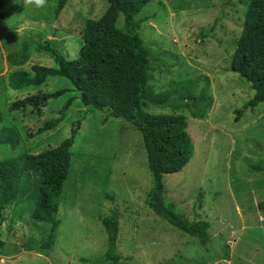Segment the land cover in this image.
Returning <instances> with one entry per match:
<instances>
[{"label":"rangeland","instance_id":"rangeland-1","mask_svg":"<svg viewBox=\"0 0 264 264\" xmlns=\"http://www.w3.org/2000/svg\"><path fill=\"white\" fill-rule=\"evenodd\" d=\"M247 2L230 0L223 6L222 0H151L136 17L142 19L139 33L150 59L148 89L169 93L165 105L145 101L142 109L152 114H183L194 145L189 162L163 176L164 196L189 220L208 224L206 247L146 205L151 174L142 137L130 123L83 106L78 91L63 76H48L41 84L31 80L36 66L56 65L40 42L50 40L67 58H76L85 20L98 18L108 2L68 0L57 14V0H47L41 8L25 0H4L0 9V132H13L16 148L0 144V160L56 146L82 112L84 119L72 146L53 250L39 254L22 247L33 240L45 241L50 228L32 216L41 175L30 170L20 182L15 201L3 210L0 230L8 255L0 256V264H83L81 257L105 252L106 233L100 218L113 211L119 218L120 264H158L175 255L187 261L177 264H264V210L257 206L264 201V170L253 169L264 165V101L238 115L254 89L229 68ZM216 18L215 29L206 32ZM122 24L120 15L116 25ZM14 72L25 76L15 77ZM188 80L193 81L194 94L202 92L209 81L213 101L203 117L199 115L207 99L180 97ZM59 89L63 93L38 111L7 109L10 102L28 94ZM70 98L65 118L37 133Z\"/></svg>","mask_w":264,"mask_h":264},{"label":"trees","instance_id":"trees-1","mask_svg":"<svg viewBox=\"0 0 264 264\" xmlns=\"http://www.w3.org/2000/svg\"><path fill=\"white\" fill-rule=\"evenodd\" d=\"M105 11L95 19L85 20L81 29V46L78 56L69 59L54 46L50 40L40 42V46L54 58L55 66L38 65L36 75L31 78L34 84H41L48 76H63L78 91L80 102L85 107L106 111L108 116L121 118L137 130L143 141L147 167L151 174V186L145 196L146 205L159 217L168 221L185 234L195 238L201 245L208 246V224L193 221L177 211L176 205L168 202L164 196L163 176L180 171L194 153L192 138L188 132L187 119L183 114L145 112L142 106L145 101L162 106L168 100V92L155 93L148 89L149 57L141 39L139 29L142 19L137 15L151 0H106ZM230 0H222L225 6ZM68 0H57L55 12L58 14ZM4 0H0V9ZM123 16V24L117 27L118 17ZM0 16H3L0 11ZM218 19L206 27V32L215 29ZM201 36L205 33L201 31ZM230 70L245 78L254 89L250 100L237 110L241 114L247 107H254L264 101V0H248L243 16L242 29L235 41L229 62ZM25 73L14 72L13 76ZM27 82V81H26ZM29 82V83H32ZM16 88L20 82L15 83ZM28 85V84H27ZM193 81L188 80L180 90L182 99L193 101L205 100L204 116L207 108L212 105V96L208 93L209 81H206L202 92L193 93ZM63 93V89L52 92L38 91L16 99L8 105V111L31 108L40 110L51 98ZM71 105V98L58 111V116L44 122L37 130L54 128L66 116ZM3 114L0 111V122ZM237 117V116H236ZM84 113L72 121L69 135L58 145L49 147L38 153H21L0 160V225L4 219L3 210L12 204L18 195L20 182L30 170H37L41 175V183L36 195L32 216L47 222L50 228L46 240L31 241L22 247L39 254H49L54 247L60 219L57 217L63 187L68 178L72 146L75 142ZM0 144H9L16 148L13 132L1 131ZM255 171H263L264 165L253 167ZM264 210V201L257 203ZM118 213L102 216L100 223L106 233V250L94 258L81 257L83 264H120L123 255L117 250L119 230ZM6 243L0 230V256L6 254ZM187 262L175 255L172 259L158 264H177ZM190 262V261H188Z\"/></svg>","mask_w":264,"mask_h":264},{"label":"clouds","instance_id":"clouds-1","mask_svg":"<svg viewBox=\"0 0 264 264\" xmlns=\"http://www.w3.org/2000/svg\"><path fill=\"white\" fill-rule=\"evenodd\" d=\"M25 3L28 5H35L37 8L44 7L47 3V0H25Z\"/></svg>","mask_w":264,"mask_h":264}]
</instances>
